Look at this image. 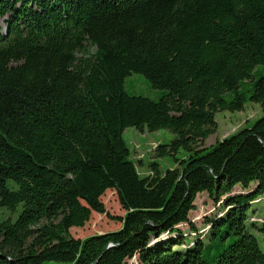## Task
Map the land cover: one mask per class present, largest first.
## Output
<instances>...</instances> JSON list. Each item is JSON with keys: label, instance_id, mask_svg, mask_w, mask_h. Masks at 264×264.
<instances>
[{"label": "trees", "instance_id": "16d2710c", "mask_svg": "<svg viewBox=\"0 0 264 264\" xmlns=\"http://www.w3.org/2000/svg\"><path fill=\"white\" fill-rule=\"evenodd\" d=\"M256 66L264 0H0V209L21 206L0 222V264H264V220L252 218L258 203L264 214V77L249 97L263 116L196 148L216 113L243 109ZM132 73L166 94L129 96ZM127 128L168 130L156 157L189 156L141 177ZM108 190L121 227L73 238L106 213ZM204 193L222 213L192 238L179 226L198 232L188 217Z\"/></svg>", "mask_w": 264, "mask_h": 264}, {"label": "rangeland", "instance_id": "374dc122", "mask_svg": "<svg viewBox=\"0 0 264 264\" xmlns=\"http://www.w3.org/2000/svg\"><path fill=\"white\" fill-rule=\"evenodd\" d=\"M261 77H264V68L262 66H256L252 78L242 82L239 89L240 95L243 98V109L239 112L223 111L216 113L215 132L202 144L196 146V148L206 149L204 153L209 152L216 142L235 134L241 129L250 128L255 121L263 116L261 107L249 100L252 93L253 83ZM124 91L129 96H143L153 101L159 100L166 94L165 91L152 88L142 75L135 73H132L125 78ZM234 94L235 93L227 94L225 99H232ZM122 138L130 150L131 160L135 163L136 169L141 177L151 175L149 164L153 161H157L159 164V170L161 173H164L167 169L178 167V162L189 156L188 152L181 149L175 154L167 155L162 158L156 157L158 146L167 145L174 138V135L168 130H158L155 132L144 130L143 132H140L134 128H127L123 132ZM238 191L239 190H236V192ZM100 201L104 205L106 213L103 215L92 213L90 220L83 228L70 229V234L73 238L83 240L93 235L117 231L121 227L116 218L123 217L124 211L120 207L116 193L112 190H108L100 198ZM194 204L196 210L191 212L188 218L189 222L195 226L198 232L189 234L190 230L188 225H180L179 229L181 232L186 233L185 235H191L192 238L199 236V239H201L207 233L209 228L207 220L219 217L222 211H220L219 204H214L205 193L198 195ZM256 205L259 206V209L257 208L259 213L257 215L255 214L252 218L263 221L264 214L262 213L263 207H261L263 203H258ZM20 210L21 206L12 213L9 210L1 208L0 222L5 219H11L14 221ZM110 217H112V219ZM193 235H195V237H193ZM258 241L264 251V242L260 236H258ZM126 264H139L137 256L127 260Z\"/></svg>", "mask_w": 264, "mask_h": 264}]
</instances>
